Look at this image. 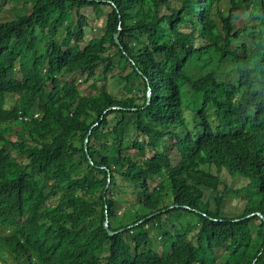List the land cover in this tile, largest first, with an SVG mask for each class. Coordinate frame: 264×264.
Listing matches in <instances>:
<instances>
[{
    "label": "trees",
    "instance_id": "trees-1",
    "mask_svg": "<svg viewBox=\"0 0 264 264\" xmlns=\"http://www.w3.org/2000/svg\"><path fill=\"white\" fill-rule=\"evenodd\" d=\"M18 1L0 0V264H264V0H21L4 20ZM125 67L120 95L78 88ZM221 169L247 181L240 214Z\"/></svg>",
    "mask_w": 264,
    "mask_h": 264
},
{
    "label": "rangeland",
    "instance_id": "rangeland-1",
    "mask_svg": "<svg viewBox=\"0 0 264 264\" xmlns=\"http://www.w3.org/2000/svg\"><path fill=\"white\" fill-rule=\"evenodd\" d=\"M24 6L21 0H19L18 2H16V5L14 4H10L8 5L3 12V19H8L11 16L14 15V12L16 11L15 9H18L20 7H24L27 9H30L32 3L31 1L28 2H24ZM110 8L106 5L103 6H86V7H82L81 8V13L83 15L86 16L87 21H88V27H86L85 29V36L82 39H77L74 38L72 40L73 45L78 46L79 48H83L88 39L89 38H93V37H99L102 35L103 33V27H104V23H105V19L107 16V13L109 12ZM241 15V16H240ZM75 21V17L72 18V22ZM248 21V15L246 13H241L236 15L233 18V27L237 28L241 25H243L245 22ZM212 25H214V23H212ZM115 50L114 47H109L106 50V53H113ZM127 68L125 67V69L123 71H120L119 69H114L113 72L109 73L106 77L105 80H93V79H89L87 82L80 80L79 78L77 79V83H78V88L79 90L83 91H88L90 89H92L94 92L99 91V90H106L109 91L110 93H113L115 95H120L121 94V84H122V79H121V75L125 72ZM102 67L99 66L96 68L95 70V75L98 76L100 75V73L102 72ZM189 72H193L195 71L197 73V70L195 69L194 66H190L188 68ZM66 80L70 79V75L65 76ZM189 91L187 90V92L185 93V97L186 99H188L189 97ZM6 100H7V105H11L14 98L16 96H6ZM5 123L2 124V126H4ZM5 136L10 137L12 140H15V134L12 132L6 133ZM177 158L175 156V158H173L172 163L175 164L177 162ZM220 175L222 180L224 181V183H226L228 186L232 187V188H228L225 192V209H223L229 216H233V215H237L240 214L241 212V207H243V205L245 204V199L247 198V196H249L251 194V191L248 190L247 188L242 191V192H238V188L243 187V185H245L247 183V181L238 178V176L235 177H230L228 175V173L224 170L221 169L220 170ZM124 185V190L125 191H130V187L127 186V184H123ZM123 196L125 198H129L130 196L128 194H125L124 192L122 193ZM205 198L209 199L210 201H212L213 199V194L210 192V190H206L205 191ZM132 200V199H131ZM51 202V201H50ZM124 211L123 206L118 208V214H121V212ZM174 214L178 215L176 217H174V215H172V218L175 219L174 221L176 223H181L184 221H187L188 219H190L189 217H185L182 215V213L180 212H174ZM163 220L164 217H162ZM149 231L151 233L152 238L154 237H158V235H160V230L158 229V227L156 225H154L153 227H151L150 225H148Z\"/></svg>",
    "mask_w": 264,
    "mask_h": 264
},
{
    "label": "water",
    "instance_id": "water-1",
    "mask_svg": "<svg viewBox=\"0 0 264 264\" xmlns=\"http://www.w3.org/2000/svg\"><path fill=\"white\" fill-rule=\"evenodd\" d=\"M119 34H120V28L117 30L116 33H114V40H115L116 43H119V39H118ZM85 142H86V139H85ZM85 147H86V145H85ZM107 181L108 182L110 181L109 174H108V177H107ZM107 185H108V183H107ZM104 227H105V229H106V231H107V233L109 235H114V234H117L118 232L121 231V229H119V230H112V229H110L107 218L104 221Z\"/></svg>",
    "mask_w": 264,
    "mask_h": 264
},
{
    "label": "built area",
    "instance_id": "built-area-1",
    "mask_svg": "<svg viewBox=\"0 0 264 264\" xmlns=\"http://www.w3.org/2000/svg\"><path fill=\"white\" fill-rule=\"evenodd\" d=\"M34 116H36V115H34ZM19 118H21V116L19 117ZM23 119H27V117H22Z\"/></svg>",
    "mask_w": 264,
    "mask_h": 264
},
{
    "label": "clouds",
    "instance_id": "clouds-1",
    "mask_svg": "<svg viewBox=\"0 0 264 264\" xmlns=\"http://www.w3.org/2000/svg\"><path fill=\"white\" fill-rule=\"evenodd\" d=\"M36 116L38 115V114H35ZM36 116H34V117H36Z\"/></svg>",
    "mask_w": 264,
    "mask_h": 264
}]
</instances>
